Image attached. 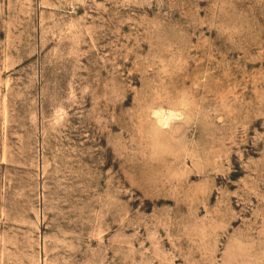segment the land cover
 <instances>
[{
    "label": "rangeland",
    "instance_id": "obj_1",
    "mask_svg": "<svg viewBox=\"0 0 264 264\" xmlns=\"http://www.w3.org/2000/svg\"><path fill=\"white\" fill-rule=\"evenodd\" d=\"M0 264H264V0H0Z\"/></svg>",
    "mask_w": 264,
    "mask_h": 264
}]
</instances>
